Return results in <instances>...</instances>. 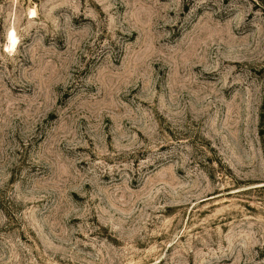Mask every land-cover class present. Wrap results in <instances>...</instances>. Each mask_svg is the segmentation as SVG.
Listing matches in <instances>:
<instances>
[{"label":"rangeland","instance_id":"rangeland-1","mask_svg":"<svg viewBox=\"0 0 264 264\" xmlns=\"http://www.w3.org/2000/svg\"><path fill=\"white\" fill-rule=\"evenodd\" d=\"M0 264H264V0H0Z\"/></svg>","mask_w":264,"mask_h":264},{"label":"trees","instance_id":"trees-1","mask_svg":"<svg viewBox=\"0 0 264 264\" xmlns=\"http://www.w3.org/2000/svg\"><path fill=\"white\" fill-rule=\"evenodd\" d=\"M185 10H186L187 12L189 11V6H188V5L185 7Z\"/></svg>","mask_w":264,"mask_h":264}]
</instances>
